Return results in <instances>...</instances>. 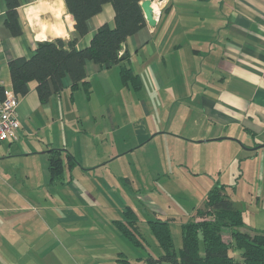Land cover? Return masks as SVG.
<instances>
[{
	"label": "crops",
	"instance_id": "0c3cea01",
	"mask_svg": "<svg viewBox=\"0 0 264 264\" xmlns=\"http://www.w3.org/2000/svg\"><path fill=\"white\" fill-rule=\"evenodd\" d=\"M160 2L158 6L160 14L156 25L152 26L147 22L144 28L128 38L122 49V53L129 57L126 60L127 66L140 76L139 86L132 84L135 86V91L142 96L137 98L139 103L131 107L134 109L132 110L134 117L130 123L133 126V137L128 145L138 149L143 145L163 143L161 147L166 149L168 157L170 144L172 146L189 144L199 151L202 148H210L208 156L211 155L214 162L209 158L201 159L202 156L200 159L199 157L189 159L186 154L178 159L175 158L176 155L172 157L173 165L178 161H185L192 165L193 172L204 176L226 173L229 170V156L233 155L235 160L240 159L242 176L252 175L258 180L262 192L264 190V0H160ZM171 2H173L171 13L162 23L163 9ZM5 9H7L6 0H0V11ZM6 18V13L0 16V96L3 95L1 87H4V91L13 88L9 61L17 55L9 42L10 38L15 41L16 48L23 53L20 56L25 57L32 56L39 43L35 41L29 43L24 30L21 35L13 36L6 25ZM68 22L72 24L73 30L70 31L68 38H64L66 40L77 36L72 15ZM105 22L111 27L115 26V12L110 3L105 4L100 13L89 19V32L78 37L76 48L82 49L88 46L98 27ZM53 38L54 33L50 34L49 39ZM86 71L90 91H86L82 86L73 90V81L67 75L63 79V89L55 92L46 103L39 98L36 81L29 83V92L20 97L17 108L21 123L19 138L0 144L1 167L6 169L16 156L38 158L37 155L40 154L41 157L47 156V168L50 174L51 151L58 149L66 171L69 166H73L74 161L82 158L81 155L79 157L75 144L70 140L75 135L80 136L82 132H85L82 138L85 137L87 141L85 145L87 151L88 147H94V150L88 151L86 156L89 165L94 167L96 163L100 164L98 146L91 137L102 136L104 132L113 134V131L120 129L122 125L116 126L112 120L110 129L103 126L105 130L98 132L99 116H103V122L106 108H87L86 104L89 102L85 103V100L92 98L93 87L103 84L108 79H121V67L117 64L107 68L88 60ZM130 81L124 82V90H130ZM143 90L146 91V97L143 95ZM65 96L67 103L80 107H73V110L66 105L64 111L61 110ZM76 111L92 120V125L88 128L81 127L83 118L79 121V117L75 116ZM108 111L113 116L119 110L115 111L113 107ZM37 112L42 114L40 132L54 127V131L57 133L59 131V134L51 139L45 133L42 142L39 141L35 147H29L31 144L26 142L28 138L20 140V136L23 134L30 136L29 131L32 130L28 127V121L35 117L38 123L39 119L35 116ZM142 112L154 117L150 127L137 118ZM167 116L170 119L176 116L179 121L182 118V123L177 128H170L168 126L170 124L166 121ZM72 117H75L78 124L72 121ZM38 134L39 132L36 136ZM123 139L127 142V138ZM120 151L112 150L103 158L108 162ZM182 169L187 170L184 167ZM49 180L51 181V177ZM115 191L120 192L117 189ZM203 205L204 203L201 206ZM8 207H12L13 211H21V208H25ZM243 229L249 230L245 226ZM227 232L230 234V229Z\"/></svg>",
	"mask_w": 264,
	"mask_h": 264
},
{
	"label": "rangeland",
	"instance_id": "374dc122",
	"mask_svg": "<svg viewBox=\"0 0 264 264\" xmlns=\"http://www.w3.org/2000/svg\"><path fill=\"white\" fill-rule=\"evenodd\" d=\"M153 3L159 6L161 2L155 0ZM172 3L164 7L162 23L169 17ZM123 84L122 78L108 79L93 87L92 98L85 100V103L89 102L87 108H106L103 122V116H99L98 132H103L104 127L110 129L112 120L116 126L122 125L113 134L104 132L102 136L91 137L98 146L100 164L89 165L86 156L94 147H88L87 151V141L82 138L85 132H82L80 136L70 135L82 158L67 167L63 179L49 180L46 155H37L39 160L34 158L36 156H16L6 169L0 166V264H148L149 252L155 255L163 252L150 221L158 217L168 219L179 247L182 224L193 218L208 192L217 184L223 185L224 191L243 210L245 227L264 228V190L260 192L258 180L252 175L246 174L247 180L242 176L240 159L235 160L230 155L226 173L204 176L193 172L192 165L185 161L173 165L172 157L176 155L178 159L186 154L189 159L202 156L201 159L209 158L214 162L211 155L208 156L210 148L199 151L189 144H170L168 157L166 149L161 147L163 143L143 145L138 149L128 145L133 137L130 123L134 109L131 107L137 105V98L142 96L135 91L131 81L130 90H124ZM143 91L146 97V91ZM64 101L60 107L57 100L63 111L66 105L68 108L80 107L67 103L66 96ZM113 107L120 113L110 115L108 110ZM75 113L79 121L83 118L81 127L92 125V120L80 112ZM35 116L38 123L35 117L28 121L32 130L30 136H20V140L28 138L29 147L42 142L45 133L51 139L59 134L54 127L40 132L42 114L37 112ZM137 118L150 127L154 117L142 112ZM166 119L170 128H177L182 123V118L179 121L176 116ZM72 121L78 124L75 117ZM123 138H127V142ZM112 150L121 151L106 162L103 156ZM8 206L25 208L13 211ZM130 208L137 215L144 245L128 238L119 225L121 221L128 223ZM235 252L237 255L241 251L236 249Z\"/></svg>",
	"mask_w": 264,
	"mask_h": 264
},
{
	"label": "trees",
	"instance_id": "16d2710c",
	"mask_svg": "<svg viewBox=\"0 0 264 264\" xmlns=\"http://www.w3.org/2000/svg\"><path fill=\"white\" fill-rule=\"evenodd\" d=\"M142 1L66 0L77 36L69 40L56 37L39 42L32 56L10 59L14 92L20 96L26 95L29 83L34 80L40 100L46 103L55 92L63 89V79L67 75L73 81V90L82 86L90 91L86 71L88 60L107 68L120 64L123 81L126 83L131 80L139 86L140 76L127 66L126 60L129 57L122 53V49L130 36L147 25ZM18 2L6 0V25L13 36L23 33L18 14L11 10ZM107 3L113 6L115 26L103 23L90 44L77 49L78 37L89 32V19L100 13ZM1 92L4 94V87H1ZM49 168L51 181L63 179L64 163L58 149L51 151ZM127 218L128 223L120 222L121 229L136 244L144 245L137 215L131 208L127 211ZM150 222L163 252L159 255L149 252L148 264H264V229H243V210L236 206L231 196L224 191L223 185L214 186L208 192L204 205L196 210L194 218L182 224V244L179 247L175 244L168 219L156 218ZM236 249L241 251L237 255Z\"/></svg>",
	"mask_w": 264,
	"mask_h": 264
},
{
	"label": "clouds",
	"instance_id": "9594fccd",
	"mask_svg": "<svg viewBox=\"0 0 264 264\" xmlns=\"http://www.w3.org/2000/svg\"><path fill=\"white\" fill-rule=\"evenodd\" d=\"M18 14L21 29L29 43L48 41L50 34L54 38H68L73 26L70 21L71 13L66 6V0H19L11 9ZM7 9L0 11V16L5 15ZM114 27V25H113ZM16 55L23 53L16 48L15 41H9Z\"/></svg>",
	"mask_w": 264,
	"mask_h": 264
},
{
	"label": "built area",
	"instance_id": "2783aa9c",
	"mask_svg": "<svg viewBox=\"0 0 264 264\" xmlns=\"http://www.w3.org/2000/svg\"><path fill=\"white\" fill-rule=\"evenodd\" d=\"M3 95L0 96V144L8 140H18L21 128L17 114L21 96L13 88L5 89Z\"/></svg>",
	"mask_w": 264,
	"mask_h": 264
},
{
	"label": "water",
	"instance_id": "95a60500",
	"mask_svg": "<svg viewBox=\"0 0 264 264\" xmlns=\"http://www.w3.org/2000/svg\"><path fill=\"white\" fill-rule=\"evenodd\" d=\"M154 1L155 0H143L141 2L147 22L152 26H155L157 23V17L154 13L153 5H152ZM121 58L123 59L124 57L122 56Z\"/></svg>",
	"mask_w": 264,
	"mask_h": 264
},
{
	"label": "bare ground",
	"instance_id": "6f19581e",
	"mask_svg": "<svg viewBox=\"0 0 264 264\" xmlns=\"http://www.w3.org/2000/svg\"><path fill=\"white\" fill-rule=\"evenodd\" d=\"M152 5H153L154 13H155L156 17H158L160 14L159 7L157 4L155 5L154 3Z\"/></svg>",
	"mask_w": 264,
	"mask_h": 264
}]
</instances>
